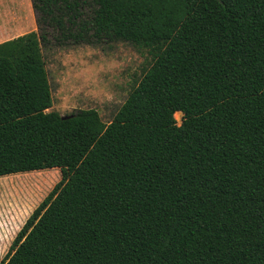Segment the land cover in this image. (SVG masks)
<instances>
[{"label": "trees", "instance_id": "trees-1", "mask_svg": "<svg viewBox=\"0 0 264 264\" xmlns=\"http://www.w3.org/2000/svg\"><path fill=\"white\" fill-rule=\"evenodd\" d=\"M31 5L0 44V177L61 179L1 264H264V0ZM113 43L149 61L111 122L50 111L43 52Z\"/></svg>", "mask_w": 264, "mask_h": 264}, {"label": "rangeland", "instance_id": "rangeland-1", "mask_svg": "<svg viewBox=\"0 0 264 264\" xmlns=\"http://www.w3.org/2000/svg\"><path fill=\"white\" fill-rule=\"evenodd\" d=\"M30 3L0 0V18H25ZM43 54L52 97L50 111L64 116L94 109L105 124L111 122L149 61L143 50L124 43L54 46ZM181 118L177 113L178 125ZM60 179L58 169L0 177V264L28 217Z\"/></svg>", "mask_w": 264, "mask_h": 264}, {"label": "crops", "instance_id": "crops-1", "mask_svg": "<svg viewBox=\"0 0 264 264\" xmlns=\"http://www.w3.org/2000/svg\"><path fill=\"white\" fill-rule=\"evenodd\" d=\"M30 6V9L27 6L26 9L28 12V16L32 15V21L29 20L28 16L20 20H17V18L12 20L7 18L6 16L0 18V44L26 33L36 31L34 12L31 3Z\"/></svg>", "mask_w": 264, "mask_h": 264}, {"label": "water", "instance_id": "water-1", "mask_svg": "<svg viewBox=\"0 0 264 264\" xmlns=\"http://www.w3.org/2000/svg\"><path fill=\"white\" fill-rule=\"evenodd\" d=\"M62 119H65V117H62Z\"/></svg>", "mask_w": 264, "mask_h": 264}]
</instances>
